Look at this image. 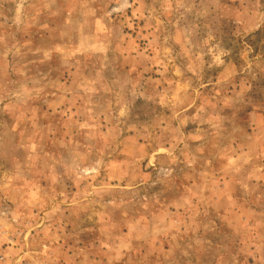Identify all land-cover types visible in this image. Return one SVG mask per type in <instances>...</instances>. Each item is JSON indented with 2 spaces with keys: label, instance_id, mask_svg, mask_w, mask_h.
I'll return each instance as SVG.
<instances>
[{
  "label": "rangeland",
  "instance_id": "obj_1",
  "mask_svg": "<svg viewBox=\"0 0 264 264\" xmlns=\"http://www.w3.org/2000/svg\"><path fill=\"white\" fill-rule=\"evenodd\" d=\"M0 264H264V0H0Z\"/></svg>",
  "mask_w": 264,
  "mask_h": 264
}]
</instances>
